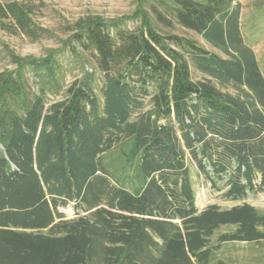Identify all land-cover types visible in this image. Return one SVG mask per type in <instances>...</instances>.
Listing matches in <instances>:
<instances>
[{
	"label": "trees",
	"instance_id": "1",
	"mask_svg": "<svg viewBox=\"0 0 264 264\" xmlns=\"http://www.w3.org/2000/svg\"><path fill=\"white\" fill-rule=\"evenodd\" d=\"M20 1L0 0V28L48 37ZM144 2L153 18L134 30L92 16L67 27L72 53L93 60L99 94L94 71L64 86L55 52L9 55L0 264H209L225 243L264 241V213L247 203L198 211L187 165L226 199L264 192V76L242 40L240 5ZM153 22L194 31L226 58ZM189 62L211 79L192 80ZM70 203L67 219L59 209Z\"/></svg>",
	"mask_w": 264,
	"mask_h": 264
},
{
	"label": "rangeland",
	"instance_id": "2",
	"mask_svg": "<svg viewBox=\"0 0 264 264\" xmlns=\"http://www.w3.org/2000/svg\"><path fill=\"white\" fill-rule=\"evenodd\" d=\"M232 1L241 7L239 28L242 40L247 47L253 50L258 67L264 76V0ZM20 2L29 9V16L34 25L46 29L49 36L33 40L19 31L10 34L0 28V73L14 69L9 57L11 53L19 57L41 58L50 52H55L62 65L64 86H68L74 80L81 78L85 72L94 71L96 78L100 77L89 54L82 51L72 53L71 47L67 46V40L70 37L67 29L69 25L80 18L92 16L104 21L123 20L127 29L134 30L141 26L144 19L147 20L152 17L145 6L144 0H21ZM153 23L155 28L162 34L171 33L191 39L199 47L221 58H226L224 53L213 47L202 35L194 31L187 30L176 23H173V27L170 29L158 23ZM189 69L191 78L194 81L211 79L197 71L191 62H189ZM100 81L101 77L95 85L97 94H99ZM212 81L221 91L236 94L232 86H220L215 80ZM149 108L150 105L147 104L145 109ZM187 165L192 177L195 205L198 211H202L210 205H216L221 209H229L247 203L259 212L264 213V192L249 193L241 200L226 199L223 197L222 192L210 189L209 184L205 182L203 176L191 164L189 158H187ZM59 211L67 219L76 216L73 203L60 208ZM225 230L222 229L218 232ZM209 264H264V241L259 243H225L214 253Z\"/></svg>",
	"mask_w": 264,
	"mask_h": 264
}]
</instances>
